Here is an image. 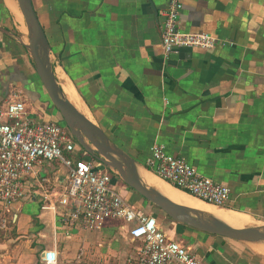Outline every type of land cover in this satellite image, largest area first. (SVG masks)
Instances as JSON below:
<instances>
[{
  "label": "crops",
  "instance_id": "crops-1",
  "mask_svg": "<svg viewBox=\"0 0 264 264\" xmlns=\"http://www.w3.org/2000/svg\"><path fill=\"white\" fill-rule=\"evenodd\" d=\"M31 2L64 92L73 90L80 111L113 143L149 171L151 147L162 144L230 188L229 202L220 207L264 222V0H182L181 30L234 44L180 48L168 59L160 48L167 0ZM21 17L15 0H0V109L19 90L29 116L52 119L32 59L14 36L25 31ZM55 163L34 167L21 199L0 202V264H42L45 250H55L56 264H123L137 245L129 225L107 219L90 229L68 222L71 207L57 201L65 169L53 170ZM115 187L133 207L155 214L201 264H264V251L253 243L178 231L133 190L118 181Z\"/></svg>",
  "mask_w": 264,
  "mask_h": 264
},
{
  "label": "built area",
  "instance_id": "built-area-1",
  "mask_svg": "<svg viewBox=\"0 0 264 264\" xmlns=\"http://www.w3.org/2000/svg\"><path fill=\"white\" fill-rule=\"evenodd\" d=\"M167 1L160 39L165 59L180 48L211 51L234 44L207 32L181 30L182 0ZM70 139L69 131L55 120L29 116L21 91H12L0 109V202L21 199L25 180L34 167L42 161L57 160L65 169L66 179L57 201L71 207L68 222L80 221L90 229L100 228L107 219H120L129 225V237L137 245L123 264H201L190 247L168 236L155 214L133 207L120 195L116 176L101 162L81 149L79 158L66 157L64 143L71 154L76 150ZM147 164L162 179L207 203L225 206L230 200L226 184L200 174L184 157L166 153L162 144L151 147ZM42 254V264H56L55 250Z\"/></svg>",
  "mask_w": 264,
  "mask_h": 264
},
{
  "label": "water",
  "instance_id": "water-1",
  "mask_svg": "<svg viewBox=\"0 0 264 264\" xmlns=\"http://www.w3.org/2000/svg\"><path fill=\"white\" fill-rule=\"evenodd\" d=\"M15 1L22 16L26 34L14 36L31 57L35 73L49 99L48 103L57 109L78 148L101 162L116 176L117 180L132 189L143 200L160 209L172 222L244 243H264V222L255 220L250 225L233 226L211 212L178 203L148 184L140 173L141 168L149 171L148 168L113 143L98 125L86 117L66 97L54 73L51 46L31 0Z\"/></svg>",
  "mask_w": 264,
  "mask_h": 264
},
{
  "label": "bare ground",
  "instance_id": "bare-ground-1",
  "mask_svg": "<svg viewBox=\"0 0 264 264\" xmlns=\"http://www.w3.org/2000/svg\"><path fill=\"white\" fill-rule=\"evenodd\" d=\"M22 32L24 35L26 34V31H22ZM60 74H62V73L59 69L58 75H60ZM55 75H56V72H55ZM56 78H57L58 82H60V77L56 75ZM59 85H60V83H59ZM63 92H64V90H63ZM66 93H65V95L69 99V101L75 107H77L79 110H81L80 109V108H82L81 103H80V101L77 100L76 96L74 95L73 90L69 86H66ZM140 173H141L143 179L148 184L156 187L161 192H163L165 195H167L169 198H171L172 200H174L178 203H182L185 205H189V206H192V207H195L198 209H202V210L211 212V213L215 214L216 216L220 217L221 219H223L224 221H226L227 223H229L233 226H239L240 227V226L250 225L253 223L252 222L253 220H251L246 214L235 211V210L228 209L226 207H213L211 205H208V204L204 203V201L200 200L199 198L192 196L188 193H185V192L173 187L171 184L164 181L160 177L156 176L151 171H147V170L141 168ZM251 245L259 251H264V246H262V245H259V244H251Z\"/></svg>",
  "mask_w": 264,
  "mask_h": 264
},
{
  "label": "rangeland",
  "instance_id": "rangeland-1",
  "mask_svg": "<svg viewBox=\"0 0 264 264\" xmlns=\"http://www.w3.org/2000/svg\"><path fill=\"white\" fill-rule=\"evenodd\" d=\"M20 25V23H18L17 22V26H19ZM23 29H25V31H26V28H25V26L24 25H22V28H21V30H23ZM34 78H35V81H36V83H37V86H38V94L40 95V97H41V99H43V100H45L46 102H48V97H47V94L45 93V90L43 89V87H42V84L40 83V81H39V79H36V77H35V75H34ZM37 78H38V76H37ZM24 101H25V103H26V105H27V103H28V101L26 100V99H24ZM28 108H30L29 106H27L26 107V110H28ZM47 111V112H46ZM45 113L46 114H49V115H52V119L54 118V119H56L57 120V123H59L61 126H63V127H65V124H64V122H63V120H62V118H61V116H60V114H59V112L57 111V109L51 104V103H49V107H46L45 108ZM53 119V120H54ZM71 137V136H70ZM70 142H72L73 144H76L75 143V141H74V139L71 137V139H70ZM62 150H63V154L66 156V157H70L72 160H74V159H77V158H79L80 156H81V151H78V150H74L73 152H72V154H71V152H69V151H66V144L64 143L63 145H62ZM63 166L60 164V163H55L54 164V168H53V170H56V169H58L57 170V172L58 171H62L63 172V168H62ZM118 183H119V185H123V183L120 181V180H118ZM177 188H179V187H177ZM180 189V188H179ZM189 194V193H188ZM201 200V199H200ZM203 201V200H202ZM204 203H206V204H208V205H211V206H213V207H220V206H216V205H213V204H211V203H207V202H205L204 201ZM150 207H151V209L153 208L154 209V212L156 211V213L158 214V216H161L163 219H164V221L165 222H167V218H166V216L163 214V213H161L158 209H157V207L155 208V206L153 207V205L151 206L150 204H148ZM148 206V207H149ZM152 209V210H153Z\"/></svg>",
  "mask_w": 264,
  "mask_h": 264
},
{
  "label": "trees",
  "instance_id": "trees-1",
  "mask_svg": "<svg viewBox=\"0 0 264 264\" xmlns=\"http://www.w3.org/2000/svg\"><path fill=\"white\" fill-rule=\"evenodd\" d=\"M55 121L57 122V120L55 119ZM59 124V123H58ZM66 130H68L66 127H64ZM71 136V135H70ZM72 137V136H71ZM73 138V137H72ZM80 149V148H79ZM130 189V188H129ZM130 190H132V189H130ZM146 203H148V202H146ZM148 204H150V203H148ZM151 206H152V204H150ZM153 207H154V205H153ZM155 208H156V206H155ZM158 209V208H157ZM161 213H163L160 209H158ZM164 214V213H163ZM165 215V214H164ZM169 220H171L167 215H165ZM159 219V218H158ZM172 221V220H171ZM186 227H188V226H186V225H184V224H180V223H176V229L179 231L180 229H184V228H186ZM188 228H191V227H188ZM193 229V228H192Z\"/></svg>",
  "mask_w": 264,
  "mask_h": 264
}]
</instances>
